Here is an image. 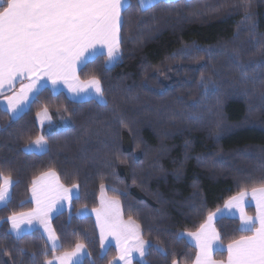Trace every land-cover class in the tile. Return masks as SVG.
<instances>
[{
	"label": "trees",
	"instance_id": "obj_1",
	"mask_svg": "<svg viewBox=\"0 0 264 264\" xmlns=\"http://www.w3.org/2000/svg\"><path fill=\"white\" fill-rule=\"evenodd\" d=\"M130 4L118 62L106 67L105 55L79 71L83 82L101 81L104 104L45 88L20 117L0 111V172L15 182L0 208V264H45L77 243L90 254L82 264H109L116 248L101 260L95 219L77 215L99 207L102 184L140 225L147 264H193L197 251L182 234L242 190L264 186V0ZM45 107L51 121L42 129ZM40 136L48 149L28 152ZM49 171L80 189L51 221L55 251L40 230L16 239L7 220L34 208L32 182ZM239 227L216 222L225 246L244 234Z\"/></svg>",
	"mask_w": 264,
	"mask_h": 264
},
{
	"label": "snow or ice",
	"instance_id": "obj_2",
	"mask_svg": "<svg viewBox=\"0 0 264 264\" xmlns=\"http://www.w3.org/2000/svg\"><path fill=\"white\" fill-rule=\"evenodd\" d=\"M157 2L139 0L141 10L155 7ZM130 6V0H0V95L14 89L17 82L20 83L18 91L5 97L6 103L0 111L10 112L18 118L45 90L47 82H50L54 93L59 82L77 91L78 69L83 70L88 63L105 55L108 58L106 67L118 60L120 32L124 23L122 13ZM24 80L28 83L24 84ZM87 83L102 99L101 81L93 76ZM47 114L45 107L43 115ZM33 143L37 147H46L43 136ZM49 178L50 182H42ZM14 183L10 176L0 172V208L7 207L11 202L10 188ZM103 189L102 184V192ZM31 191L36 208L19 216L15 213L8 216L11 231L16 239H21L24 234L21 224H31L35 218L44 226L52 251H55L59 245L55 232L48 226V217L50 213L60 210L57 205L61 201L71 199L72 190L59 183L54 171H49L33 180ZM247 195L242 190L225 204V209L239 210L238 231L244 233L228 243L226 264H264V186L251 191L256 204L255 216L247 215L244 210ZM93 211L100 229L101 260L111 246V241L106 240L109 236L115 239L119 253L109 264H114L116 259L124 264H132L133 252L141 257L146 254L147 242L141 238L140 225L131 216L127 220L123 218L118 199L102 197L101 208ZM220 211L217 209V212ZM78 215L86 216L87 209ZM215 217L216 213L209 214L197 232L188 234L196 240L198 248L194 264H225L213 256L214 252L223 250L222 245L217 243L220 235L213 226ZM84 249V244L77 243L73 250L64 251L55 259L59 264H82ZM45 264H53V261L46 260ZM91 264L96 262L92 261ZM173 264H176L175 260Z\"/></svg>",
	"mask_w": 264,
	"mask_h": 264
},
{
	"label": "crops",
	"instance_id": "obj_3",
	"mask_svg": "<svg viewBox=\"0 0 264 264\" xmlns=\"http://www.w3.org/2000/svg\"><path fill=\"white\" fill-rule=\"evenodd\" d=\"M158 1H160V0H158ZM138 2H139V0H138ZM91 59V58H90ZM108 59V58H107ZM79 69H78V71H77V76L79 77ZM23 83L24 84H27L28 83V81L27 80H24L23 81ZM16 87H18V89H16L15 91H18L19 90V88H20V83L19 82H17L16 83V85H15V88ZM73 87H77V85H73ZM14 88V89H15ZM46 88H50L51 90H52V86H51V84H50V82H47V87ZM14 89H12V90H14ZM11 90V91H12ZM14 91V92H15ZM6 92H10V91H6ZM5 92V93H6ZM52 92H53V90H52ZM60 92H64V93H66L67 95H68V97L70 98V99H72L73 101H86V100H90V99H95V100H98V101H100L97 97H94L95 95H97L96 94V92H95V89L91 86V85H89L87 82H83V81H81L80 80V78H79V86H78V90L77 91H72L71 89H70V87H69V85L68 84H65V83H63V82H59V85H58V87L55 89V93L57 94V93H60ZM13 93H11L10 95H8V96H11ZM0 102H3V103H0V105H1V107L3 108V106H4V103H6V100H5V97L0 101ZM101 102V101H100ZM31 105V104H30ZM30 106H28L27 108H25V110L19 115V117L24 113V112H26L27 110H28V108H29ZM9 114H10V116L13 118V119H16V117H14L10 112H8ZM41 113H43V111L41 112ZM38 118H39V116H38ZM34 145V143H32V144H30L27 148H26V150L28 151V152H35V153H39L38 151H36V149H34L33 146ZM41 150H43L42 152H44V150H46V147L45 148H42ZM57 175V174H56ZM41 177V176H40ZM39 177V178H40ZM57 177L59 178V176L57 175ZM38 179V178H37ZM43 183H48V182H50V178L49 179H46V180H44V181H42ZM59 183L60 184H62L61 183V181H60V179H59ZM63 185V184H62ZM65 187V186H64ZM12 188V187H11ZM11 188H10V193H11ZM66 188H68V187H66ZM32 189V188H31ZM69 189H71L72 191H71V193H70V196H71V199L70 200H64V201H61L58 205H57V207L60 209L59 211H54V212H52V213H50L49 214V217H48V225L50 224L51 226H52V223H51V221H52V219L58 214V213H60V212H62V211H65V210H70V208H71V204H72V201H73V199L74 198H76V197H78L79 196V188L76 186L75 188H73V187H71V188H69ZM247 193H248V195L245 197V204H244V210H245V212L247 213V215H249V216H255L256 215V204H255V201L252 199V197H251V191H247ZM101 197H102V191H101V193H100V199H99V201L101 200ZM111 198V197H110ZM112 199H114V198H112ZM30 201L33 203V206H34V208L32 209V210H34L35 208H36V204H35V202H34V200H33V198H32V191H30ZM60 205H62V207H60ZM100 208V205H99V207L97 208V209H99ZM85 208H83V209H80L78 212H77V215H78V213H81L82 212V210H84ZM87 209V208H86ZM31 210V211H32ZM220 212H217V211H215L214 213H216V217L214 218V220H213V226L215 227V229H216V231L218 232V230H217V228H216V222L219 220V219H221V218H233V219H238L239 221H240V219H239V215H240V213H239V210L238 209H235V208H233V209H225V205L222 207V208H220ZM31 211H29V212H31ZM29 212H25V213H29ZM21 214H23V213H21ZM20 214H18V216H19ZM79 217H82V216H80V215H78ZM86 216H92L94 219H95V222H96V225H97V217H96V215H95V212L93 211V210H91V209H87V215ZM83 217H85V216H83ZM123 218H124V216H123ZM125 219V218H124ZM125 220H127V219H125ZM138 224V223H137ZM9 225H10V231H11V222L9 221ZM21 228L24 230V232H26V233H29V232H32V231H34V230H40L42 233H43V235L45 236V238L47 239V241H48V243H49V245H50V247L52 248V245H51V242L48 240V234H46V232H45V229H44V227L38 222V223H33V220H32V222H31V224H28L27 222H25V223H23V224H21ZM52 228H53V226H52ZM97 228H98V230H99V234H100V229H99V227H98V225H97ZM53 231H54V228H53ZM55 232V231H54ZM197 232V231H196ZM11 233L15 236V233L14 232H12L11 231ZM189 233H195V232H184L182 235H183V237L196 249V251L198 252V248L196 247V240L193 238V237H191V236H189L188 234ZM219 233V232H218ZM25 234V233H24ZM23 234V235H24ZM55 235H56V233H55ZM140 235H141V238L144 240V238L142 237V232H141V228H140ZM220 235V234H219ZM56 237H57V235H56ZM144 241H146V240H144ZM147 242V241H146ZM57 243H58V245H59V247L57 248V249H59L60 248V241H59V239H58V237H57ZM218 244H220V245H222V248H223V250H221V251H216V252H214L213 253V256H214V259H216L217 261H224L225 262V264H226V262H227V256H226V259H217L216 257H215V255H216V253H220V252H225V253H227V246H225L223 243H222V241H221V237H220V241H218L217 242ZM111 246H113V247H115L116 248V250H117V252H118V249H117V247H116V241H112L111 242ZM110 246V247H111ZM109 248V247H108ZM146 248H147V251H148V248H149V243L147 242V244H146ZM56 249V250H57ZM108 250V249H107ZM147 251H146V254H147ZM83 252H84V254H82V262H83V260L86 258V257H88L89 255H85V254H89V252H88V249L85 247V249L83 250ZM146 254L143 256V257H141L138 253H135V252H133L132 253V256H133V259H132V264H134V262H136V261H138L140 264H147V262H146V260H145V257H146ZM60 255H62V254H57V255H55L54 257H52L50 260H52L53 261V264H59V262L55 259L56 257H58V256H60ZM118 255H119V253H118ZM118 255H117V257H118ZM228 255V254H227ZM114 264H124V262L123 261H120V260H118V259H116L115 261H114ZM194 264V263H193Z\"/></svg>",
	"mask_w": 264,
	"mask_h": 264
},
{
	"label": "rangeland",
	"instance_id": "obj_4",
	"mask_svg": "<svg viewBox=\"0 0 264 264\" xmlns=\"http://www.w3.org/2000/svg\"><path fill=\"white\" fill-rule=\"evenodd\" d=\"M119 58H120V56H119ZM119 60V59H118ZM118 60H116L115 62H113L112 64H110V65H108V66H113V65H115L117 62H118ZM97 94V93H96ZM94 97H97L100 101H98V102H100V103H105V99H104V97H102V99L99 97V95L97 94V95H95ZM50 121H51V116H50V113L48 112V114H47V116H44L43 115V113H41V115L39 116V118H38V122H39V124H40V127L42 128V129H44V127L47 125V124H49L50 123ZM45 140V139H44ZM46 141V140H45ZM34 147V149H36V151H38L39 153H42V151L43 150H41L42 148L41 147H37V146H35V145H33ZM48 149V144H47V142H46V150ZM46 150H44V151H46ZM57 174V173H56ZM66 187V186H65ZM69 188H71V187H69ZM79 188V187H78ZM107 190H108V186H106V185H104V189H103V192H102V197H104V198H106V199H112V197L110 198V196L108 195V193H107ZM79 194H80V189H79ZM101 197V198H102ZM75 199V198H74ZM100 199V198H99ZM114 199H116V198H114ZM119 200V199H118ZM120 201V200H119ZM99 205H100V208H101V200L99 201ZM120 205H121V209H122V204H121V201H120ZM99 208V209H100ZM72 209V204H71V208H70V210ZM83 209V208H82ZM70 210H67V211H70ZM79 211V210H78ZM77 211V212H78ZM122 212H123V210H122ZM95 215H96V213H95ZM123 216H124V214H123ZM125 218V217H124ZM126 219V218H125ZM33 220V223H38L39 221L37 220V219H35V218H33L32 219ZM40 223V222H39ZM42 225V224H41ZM43 226V225H42ZM52 230H53V228H52V226L49 224L48 225ZM44 227V226H43ZM99 231V230H98ZM46 232V231H45ZM24 233H26V232H24ZM46 234H48L47 232H46ZM106 240L107 241H115V239L114 238H112V237H107L106 238Z\"/></svg>",
	"mask_w": 264,
	"mask_h": 264
}]
</instances>
